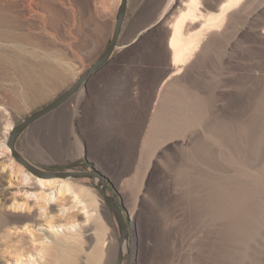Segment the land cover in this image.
I'll list each match as a JSON object with an SVG mask.
<instances>
[{
	"label": "rangeland",
	"instance_id": "obj_1",
	"mask_svg": "<svg viewBox=\"0 0 264 264\" xmlns=\"http://www.w3.org/2000/svg\"><path fill=\"white\" fill-rule=\"evenodd\" d=\"M34 1L30 12L26 0H0V6L16 2L11 16L32 22L33 28L23 29L31 37L21 53L24 64L25 58L34 63L37 78L35 86L24 89L0 50V264H15L14 252L36 257L30 239L43 232L39 227L47 229L40 218L38 227L13 215L24 211L13 204L26 202L38 216L41 188L12 168L16 163L27 170L7 145L9 127L54 100L100 56L120 2L51 0L46 7ZM219 2L202 0L203 10L216 11ZM179 5L177 0H128L122 26L124 40L143 30L138 45L151 61H167L169 72L168 25ZM12 44L0 41L2 48ZM158 88L159 118L173 129H148L149 134L141 129V146L135 129L134 160L138 169L149 165V171L107 185L130 224L122 264H264V0H242L223 25L209 30L183 72ZM156 89L143 84L144 107ZM15 149L46 171L94 168L79 135L59 112L28 126ZM69 180L93 193L95 213L84 217L71 211L58 221L59 234L49 237L41 264H116L120 231L93 185L97 179ZM64 201L71 206L69 197ZM58 204L48 206L51 213ZM72 221L76 229H66L63 224Z\"/></svg>",
	"mask_w": 264,
	"mask_h": 264
},
{
	"label": "crops",
	"instance_id": "obj_2",
	"mask_svg": "<svg viewBox=\"0 0 264 264\" xmlns=\"http://www.w3.org/2000/svg\"><path fill=\"white\" fill-rule=\"evenodd\" d=\"M124 33L122 29L108 60L65 103L51 111L67 119L69 129H74L84 144L86 160L112 183H125L136 173L149 171V165L138 169L134 160L135 129L140 146L141 129L146 130L144 134H149L148 129H173L159 118L157 90L175 75L169 76L167 61L159 65L145 56L136 39L143 30L132 40H124ZM143 84L157 86L145 99L146 107L141 103ZM152 159L150 155V164Z\"/></svg>",
	"mask_w": 264,
	"mask_h": 264
},
{
	"label": "bare ground",
	"instance_id": "obj_3",
	"mask_svg": "<svg viewBox=\"0 0 264 264\" xmlns=\"http://www.w3.org/2000/svg\"><path fill=\"white\" fill-rule=\"evenodd\" d=\"M50 2L51 0H39L40 5L46 7L50 5ZM177 2L180 5L176 15L168 25L169 34L166 41L169 62L173 69L169 76L183 72L184 67L191 62L194 54L204 43V40L209 34V30L223 25L230 14V11L239 6L242 0H220L219 4L216 6V11L203 10L202 0H177ZM33 5H35L34 0H26L25 11L34 12L32 8ZM16 6V2L0 6V41L13 43L11 47H0V50H3V52L7 54L6 56L9 58L10 69L12 73L15 74L16 78H14L16 81L21 83L23 88L27 90L35 86L37 78L34 72V63L30 59L24 57L27 62L24 64L21 51L24 49V44H29L31 37L29 32L24 31L25 29L29 30V28L24 27L30 26L33 28V26L32 22L27 17L25 24L22 20L15 16H11V8ZM9 129H11V126ZM2 147L8 150V147L4 145H2ZM14 167L16 172L20 174L21 178H34L41 190L36 195V198L39 201L36 202L38 203V216L35 217L36 213L34 215L33 212H30L31 206H27L26 202L13 204L15 209L17 207L18 209L24 210L23 213L17 212L13 215L20 217L27 222H31L32 225L38 227L41 225V222L37 219L40 218L47 226V229L41 227L38 228L43 231L39 235H33L32 231L28 230L27 226H25L24 229L25 231H29V236L33 235L30 242L34 249H36L37 255L36 257H33L30 253L25 255L21 252H14L17 255L15 264H41V254L47 253L51 246L52 239L49 237L54 236L57 238V235L59 234L57 226L60 225H57L56 223L66 217L71 211L76 210L79 213H82L84 217H91L95 213L94 209L97 200L90 190L86 188L84 189L83 187H75V184H72L73 181L71 182L69 177L43 178L32 176L30 172L24 170L20 165H17L16 163L12 164V168ZM3 168L4 167H2V169ZM66 197L71 199V206H67L62 202ZM55 201L59 202V204L57 213L53 214L51 213V210L48 209V206ZM2 205L0 206V212L4 211ZM9 214L12 213L8 211L4 212V215ZM63 225L68 230H75L78 226V224L73 221ZM125 245H127L126 242H124V246Z\"/></svg>",
	"mask_w": 264,
	"mask_h": 264
},
{
	"label": "water",
	"instance_id": "obj_4",
	"mask_svg": "<svg viewBox=\"0 0 264 264\" xmlns=\"http://www.w3.org/2000/svg\"><path fill=\"white\" fill-rule=\"evenodd\" d=\"M128 0H120L117 11L116 20L112 35L108 45L105 47L100 56L84 71L81 75L75 79V81L60 95H58L54 100L50 101L41 108L33 111L28 116H26L20 123L12 126L10 129L9 137L7 140V145L10 148L11 154L14 158L21 163L30 173L35 176L43 178L51 177H88L91 179L96 178L97 181L93 183L95 189L103 199L105 205L113 213L120 231V237L117 243V257L116 264H122L123 262V246L126 237L129 235L130 224L126 222L125 217L117 203V200L107 193L108 179L105 175L100 173L97 169L92 168L90 171L85 170H69V171H46L30 164L25 160L19 152L15 149V141L21 132H23L28 126L36 122L40 118L47 115L49 112L53 111L63 103H65L77 90L78 88L87 80V78L96 72L110 57L114 48L117 45V40L122 30L123 22L127 12Z\"/></svg>",
	"mask_w": 264,
	"mask_h": 264
},
{
	"label": "flooded vegetation",
	"instance_id": "obj_5",
	"mask_svg": "<svg viewBox=\"0 0 264 264\" xmlns=\"http://www.w3.org/2000/svg\"><path fill=\"white\" fill-rule=\"evenodd\" d=\"M116 199V198H115ZM118 203V202H117Z\"/></svg>",
	"mask_w": 264,
	"mask_h": 264
}]
</instances>
